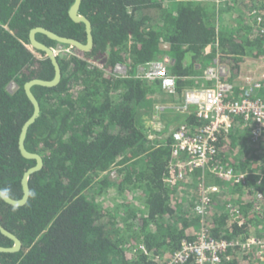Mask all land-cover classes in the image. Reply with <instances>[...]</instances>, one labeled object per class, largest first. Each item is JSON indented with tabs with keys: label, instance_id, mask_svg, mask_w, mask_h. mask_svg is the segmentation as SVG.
Here are the masks:
<instances>
[{
	"label": "trees",
	"instance_id": "1",
	"mask_svg": "<svg viewBox=\"0 0 264 264\" xmlns=\"http://www.w3.org/2000/svg\"><path fill=\"white\" fill-rule=\"evenodd\" d=\"M168 1L81 0L79 13L91 21L93 47L58 54L60 81L32 86L40 115L28 127L25 146L41 155L43 166L30 175L35 196L24 205L0 198V222L22 242L17 252H0V264H165L201 226L213 238L260 235L262 217L253 208L255 193L264 195V135L254 140L238 117L218 136L212 161L247 174L245 182L232 183L202 168L192 171L195 182L206 178L213 184L201 216L195 210L196 189L183 191L184 182L164 181L169 132L199 121L193 112L173 111L176 117L163 112L167 123L157 131L150 115L154 101H177L184 89L210 85L202 76L207 67L226 66L235 77L246 58H264V38L250 14L253 8L264 12L263 0ZM72 2L0 0V189L13 198L21 196L22 175L35 164L18 147L21 127L33 111L24 84L54 75L50 59L30 45L29 32L42 26L85 43L84 23L68 15ZM36 38L50 47L60 45L42 33ZM159 55L171 59L176 95L167 96L159 80L137 76L140 66ZM117 63L126 73L113 71ZM110 187L114 199L122 201L106 210L100 196ZM227 203L238 209L242 225L230 216ZM0 245L10 246L12 240L0 233ZM222 264L260 263L254 251L233 247Z\"/></svg>",
	"mask_w": 264,
	"mask_h": 264
},
{
	"label": "built area",
	"instance_id": "2",
	"mask_svg": "<svg viewBox=\"0 0 264 264\" xmlns=\"http://www.w3.org/2000/svg\"><path fill=\"white\" fill-rule=\"evenodd\" d=\"M250 14L254 28L264 38V12L260 13L253 8ZM72 47L60 44L52 49L56 55L75 54ZM248 59L251 60L250 63L240 74L237 73L236 81L228 79L230 75L226 66L216 63L207 67L202 76L211 84L184 89L181 98L170 104L174 111L193 112L199 124L192 127L187 123H180L169 132L171 157L164 178L167 184L174 186L180 182L185 183L190 178V173L198 168L207 170L224 182H245V171L212 160L216 154L218 136L232 128L235 118H241L249 127L254 140L264 135V58H246L244 61ZM170 63L168 56L159 55L156 60L140 66L139 69H142H138L137 76L159 80L167 96L176 95L177 77L169 72ZM113 71L118 74L126 73L125 67L119 63L113 67ZM168 107L166 102L155 101L152 115L154 130L163 129L161 114ZM260 175L264 177V169ZM195 186L198 194L195 210L203 216L211 202L210 189L204 179H198ZM254 199L253 210L262 217L258 228L260 235L233 239L213 238L201 226L193 240L181 241L179 248L166 258L165 264H222L228 250L233 247L254 251L258 262L264 264V195L257 192ZM226 207L230 216L242 225L244 218L239 215L238 209L232 203H227ZM139 248L148 254L143 244Z\"/></svg>",
	"mask_w": 264,
	"mask_h": 264
},
{
	"label": "water",
	"instance_id": "3",
	"mask_svg": "<svg viewBox=\"0 0 264 264\" xmlns=\"http://www.w3.org/2000/svg\"><path fill=\"white\" fill-rule=\"evenodd\" d=\"M81 0H73L72 4L70 5L68 9V15L74 22H82L85 26V34H86V42L83 43L75 38L60 35L58 33H55L45 27L37 26L30 30L29 32V40L30 45L38 49L40 51H43L46 56L50 59L53 67H54V75L52 79H41V78H32L25 82L24 84V91L29 99V101L33 105V111L29 118L23 123L21 127V131L19 134L18 139V147L21 152V154L25 158L34 159L35 164L27 168L21 178V184H22V195L19 198H13L9 196L5 191L0 189V198L13 206H22L24 205L28 198H29V178L30 175L34 172L40 170L43 166V159L40 154L36 152H32L28 150L25 146V138L26 133L28 130V127L34 123L36 118L40 115V103L34 93L32 92V86L34 85H41L46 87H51L56 85L61 78V68L57 59V55L52 49V47L48 46L44 42L38 40L36 38L37 33H42L46 37H48L51 40H54L60 44H67L70 46H73L77 48L81 52L89 51L93 47V35H92V24L91 21L85 16L79 13V7H80ZM0 232L10 238L13 243L10 246H1L0 245V252H17L20 250L22 246V242L20 238H18L14 233L7 230L2 223L0 222Z\"/></svg>",
	"mask_w": 264,
	"mask_h": 264
},
{
	"label": "rangeland",
	"instance_id": "4",
	"mask_svg": "<svg viewBox=\"0 0 264 264\" xmlns=\"http://www.w3.org/2000/svg\"><path fill=\"white\" fill-rule=\"evenodd\" d=\"M165 3H167V4H169V1L168 0H165ZM12 87H13V85H10L9 86V89L11 90L12 89ZM156 97V99H161V96H159V95H156L155 96ZM155 102V101H154ZM152 115H153V110H152V112H151V120H153L152 119ZM153 122V121H152ZM151 136H154V134L153 135H151ZM115 176H116V172L114 171V170H112L111 172H110V174H109V178H111V179H113V178H115ZM193 178V177H192ZM204 180H205V182L207 183V185H208V187H209V189L210 190H212L213 189V184L212 183H208L207 182V180H206V178H203ZM184 184H186L185 186L184 185H182V187H184V190L183 191H191L192 189L193 190H195V181H194V179H191V178H188V181H186ZM211 185V186H210ZM183 189V188H182ZM192 190V191H193ZM135 193V192H134ZM137 193V192H136ZM135 193V196L136 195H138V194H136ZM193 193L194 194H197L195 191H193ZM132 197V196H131ZM114 198H116V196H115V191H114V189H112L111 187H110V189L108 190V192L107 193H104V194H102L101 196H100V199H101V204H103V206H104V208L107 210V209H113L114 207H116L117 206V204L118 203H121V198H117V199H114ZM125 198H128V195H126L125 194ZM135 199V198H134ZM138 201V199L136 200H134L133 202L134 203H136V205L135 206H137V207H140V204H139V202H137ZM107 204V205H106ZM139 204V205H138Z\"/></svg>",
	"mask_w": 264,
	"mask_h": 264
},
{
	"label": "crops",
	"instance_id": "5",
	"mask_svg": "<svg viewBox=\"0 0 264 264\" xmlns=\"http://www.w3.org/2000/svg\"><path fill=\"white\" fill-rule=\"evenodd\" d=\"M236 29H237V28H236ZM210 51H211V46H207V48H206V53H209ZM214 61H216V60L214 59ZM250 61H251V60L248 59L247 61H243V62L241 63V67H240V72H239V74L241 73V71H243L244 69L247 68V66H248V64L250 63ZM251 64H252V63H251ZM141 69H142V68H140L139 70H141ZM228 79H230V80L233 79L234 81H236L237 78H235V77H230V76H229ZM166 101H167V100H166ZM166 101H163V102H166ZM172 102H176V101L169 100V101L166 102V103H168V105H169L167 111L164 113V114L167 115V117H168V115L171 116V117H176V116H175L176 113H175V114L173 113L174 110H173V108H172L171 105H170ZM170 114H173V116L170 115ZM162 121H163V123H165L164 125H166L167 122H165V121H167V120H166V119H163ZM176 124H177L176 122L173 123V124L171 125L172 127H170V128H171V129L174 128V127L176 126ZM164 125H163V128H164ZM174 125H175V126H174ZM161 126H162V125H161Z\"/></svg>",
	"mask_w": 264,
	"mask_h": 264
},
{
	"label": "clouds",
	"instance_id": "6",
	"mask_svg": "<svg viewBox=\"0 0 264 264\" xmlns=\"http://www.w3.org/2000/svg\"><path fill=\"white\" fill-rule=\"evenodd\" d=\"M6 191H7V190H5V193H6ZM29 195H31V196H35V193L32 192V193H29Z\"/></svg>",
	"mask_w": 264,
	"mask_h": 264
},
{
	"label": "flooded vegetation",
	"instance_id": "7",
	"mask_svg": "<svg viewBox=\"0 0 264 264\" xmlns=\"http://www.w3.org/2000/svg\"><path fill=\"white\" fill-rule=\"evenodd\" d=\"M21 183V182H20ZM21 191H22V184H21ZM22 193V192H21ZM22 195V194H21ZM1 233V232H0ZM2 234V233H1ZM3 235V234H2ZM3 236H5V235H3ZM5 237H7V236H5ZM10 239V238H9ZM12 243H13V241H12Z\"/></svg>",
	"mask_w": 264,
	"mask_h": 264
}]
</instances>
